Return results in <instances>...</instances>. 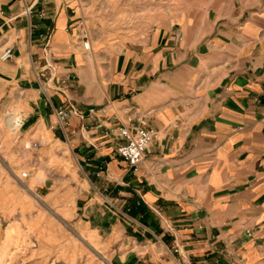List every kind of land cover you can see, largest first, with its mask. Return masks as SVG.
Returning a JSON list of instances; mask_svg holds the SVG:
<instances>
[{
  "label": "crops",
  "instance_id": "obj_1",
  "mask_svg": "<svg viewBox=\"0 0 264 264\" xmlns=\"http://www.w3.org/2000/svg\"><path fill=\"white\" fill-rule=\"evenodd\" d=\"M75 20L66 0H0V261L26 198L55 236L62 197L104 264H264V7L209 32L157 27L107 65ZM60 105L76 111L63 124ZM118 125L155 133L135 171L114 152ZM38 132L50 142L26 157ZM55 156L70 166L59 195L44 191Z\"/></svg>",
  "mask_w": 264,
  "mask_h": 264
},
{
  "label": "rangeland",
  "instance_id": "obj_2",
  "mask_svg": "<svg viewBox=\"0 0 264 264\" xmlns=\"http://www.w3.org/2000/svg\"><path fill=\"white\" fill-rule=\"evenodd\" d=\"M66 1L76 17L75 27L79 32V40L85 35L90 41L89 57L95 60L100 55L103 56L104 60L101 62L104 65L111 61L125 43L140 41L157 27H172L179 31L201 29L203 32H209L234 21L237 17L242 20L264 7V0ZM11 113L20 117L18 107L12 109ZM17 121L18 119H15V123ZM1 125H4V120ZM33 139L50 142L47 134L38 132L34 138L26 137L22 146L25 141ZM31 151L25 149V156L30 157ZM48 166L47 176L56 180L46 182L48 188H44V191L53 189L58 195L62 194L65 184L68 183L63 176L70 171V166L58 156L52 158ZM22 171L29 172V169L27 166H17L12 169V174L27 184V178L20 176ZM37 183L38 181H34L31 185ZM17 184L22 187L20 183ZM32 187L42 200L46 199L35 191L33 185ZM4 200L6 201L4 198L2 204L6 205ZM26 200L23 227L12 231L15 235L10 237V240L14 244L8 245L6 251L9 260L0 261V264H104L95 242L90 237L83 240L79 236H83L82 233H77L70 223H63L61 216L65 217L67 214L62 212L60 205L65 206L66 202L71 200L62 197L56 199L58 204L53 209L56 211L55 236H52L49 229V226L52 229V224H49L47 218L49 215L45 214L46 217L42 214L44 206L32 198ZM11 216L9 215V218ZM49 220L53 221V217L49 216Z\"/></svg>",
  "mask_w": 264,
  "mask_h": 264
},
{
  "label": "built area",
  "instance_id": "obj_3",
  "mask_svg": "<svg viewBox=\"0 0 264 264\" xmlns=\"http://www.w3.org/2000/svg\"><path fill=\"white\" fill-rule=\"evenodd\" d=\"M80 45L84 50H90V41L85 35L81 37ZM11 56V47H5L0 53V58L2 60H7ZM65 80V78H60L58 81L60 83H65ZM40 88L41 90L45 89L43 85H41ZM74 112H76L74 107H66L64 105H60L55 109L57 121L60 124L65 123L68 120L69 116ZM115 130L117 132V143L114 147V152L120 158L126 161L128 166L135 171L138 165L144 159L147 148L152 142L155 133L149 128H130L126 125H118L115 127ZM43 144L46 143L42 140L33 139L25 141L23 147L25 149H36ZM20 176L25 178L28 176V172L22 171L20 173Z\"/></svg>",
  "mask_w": 264,
  "mask_h": 264
}]
</instances>
